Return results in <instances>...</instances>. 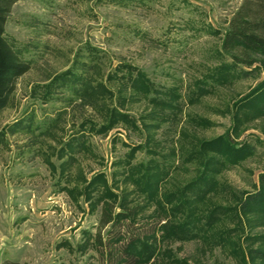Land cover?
Listing matches in <instances>:
<instances>
[{
    "label": "rangeland",
    "instance_id": "1",
    "mask_svg": "<svg viewBox=\"0 0 264 264\" xmlns=\"http://www.w3.org/2000/svg\"><path fill=\"white\" fill-rule=\"evenodd\" d=\"M241 1L129 0L119 5L108 0H18L9 14L6 35L25 48L24 56L33 61V66L18 79L12 104L0 111V130L24 109L33 108L42 117L60 107L58 100H35L31 90L48 75L65 69L79 47L90 44L104 54L106 67L129 62L158 86L178 87L182 111L155 134L162 150L179 144L182 126L199 138L229 132L235 142L255 145V154L219 175L230 187L254 191L259 174L264 172V115L244 116L238 101L261 81L262 74L210 85V92L197 102L187 100L195 81L221 63L223 31ZM125 108L136 118L148 109L143 100ZM91 114L82 109L70 112L58 133H64L66 139L81 118ZM189 115L207 122L196 125L187 120ZM5 138L8 146L0 142V264L6 259L19 264H104L94 241L99 231L100 204L91 210L89 202L68 189L76 184L80 173L90 179L102 172L109 183L120 179L118 172L124 169L123 164L115 163L124 162L131 146L144 143L142 132L118 125L106 134H89L87 150L76 154L63 176L58 166L62 159L49 146L59 147L60 143L51 137L45 138L42 152L25 150L27 136L23 134ZM148 156L145 150H139L133 162ZM192 167L179 164L166 186L174 188V184L186 182L194 174ZM121 188L123 185L115 190L120 193ZM136 195L129 196L132 204L142 202ZM154 208H144L138 215L139 223H145ZM107 228L101 230L103 237ZM249 232L246 229L244 234ZM255 232H264V227L252 234ZM240 238L243 254L202 237L188 241L165 238L158 242L159 258L163 264L175 263L174 256L188 264H252L249 249L259 245Z\"/></svg>",
    "mask_w": 264,
    "mask_h": 264
},
{
    "label": "trees",
    "instance_id": "2",
    "mask_svg": "<svg viewBox=\"0 0 264 264\" xmlns=\"http://www.w3.org/2000/svg\"><path fill=\"white\" fill-rule=\"evenodd\" d=\"M17 1L0 0V111L12 104L18 79L33 66V61L24 56L25 48L6 35L8 17ZM108 1L125 5L129 0ZM221 53V63L195 81L187 95L188 102L195 103L210 92V85L228 84L261 73V81L238 102L244 116L264 115V0L241 1L223 31ZM105 63L98 48L90 44L79 47L65 69L48 75L45 82L35 84L31 90L35 100L42 103L58 100L60 107L42 117L33 108L24 109L0 130L2 146H8L6 135L23 134L27 136L23 143L27 146L25 150L36 148L42 152L45 138L51 137L60 143L59 147L49 146L62 159L58 166L63 176L76 160V154L87 150L89 134H106L118 125L140 131L144 143L131 146L124 162L115 163L123 164L124 169L118 172L120 179L109 183L102 172L90 179L80 173L76 184L68 189L89 202L91 210L100 204L99 231L94 241L103 263L163 264L158 242L165 238L188 241L202 237L243 254L239 240L244 236L259 245L249 249L252 264H264V232L252 234L256 228L264 227V172L259 174L254 191L237 190L219 178L223 170L255 154V145L235 142L229 132L199 138L182 126L179 144L162 150L155 134L166 123L174 122L182 111V93L176 85L158 86L145 71L129 62L121 61L114 66L109 63L107 67ZM140 100L146 102L148 109L136 118L125 107ZM76 109L90 110L92 114L83 116L65 139L64 133L58 131ZM187 120L196 125L207 122L194 115ZM139 150H145L149 156L133 162ZM47 162L56 169L50 159ZM179 164H191L194 174L183 184L170 188L167 181ZM121 185L118 193L115 188ZM131 193L141 197L142 202L132 204ZM152 205L155 208L147 221L139 223L138 215ZM105 227L108 228L103 237L101 230ZM246 229L250 232L244 234ZM172 260L173 264H188L176 256ZM1 264L19 263L6 259Z\"/></svg>",
    "mask_w": 264,
    "mask_h": 264
}]
</instances>
